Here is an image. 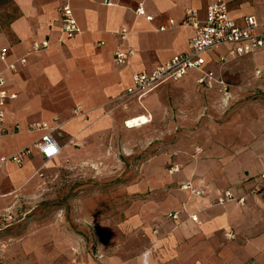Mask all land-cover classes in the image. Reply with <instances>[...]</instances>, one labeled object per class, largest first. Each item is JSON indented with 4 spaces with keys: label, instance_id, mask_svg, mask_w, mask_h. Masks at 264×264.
<instances>
[{
    "label": "crops",
    "instance_id": "obj_1",
    "mask_svg": "<svg viewBox=\"0 0 264 264\" xmlns=\"http://www.w3.org/2000/svg\"><path fill=\"white\" fill-rule=\"evenodd\" d=\"M9 1L16 12L10 17L0 13V51L7 49L6 59L15 61L16 70L8 69L0 59L6 89L14 94L6 98V133L0 137V156L27 146L30 153L21 164L7 161L0 166V211L6 208L8 197L34 186L41 175L54 172L45 167L44 159H55L63 148H69L66 140L86 142L97 132L140 115L147 122L135 128L149 123L155 113L153 104L159 100L162 105V93L170 84L223 94L218 85L207 88L197 83L198 71L190 70L178 80L161 83L141 99L132 98L126 107L115 101L122 97L133 72L150 71L187 49L193 29L183 22L186 10L195 9L203 19L213 0ZM64 3L70 5L80 28L72 37H67L60 25L58 7ZM139 6L143 13L136 12ZM228 13L239 24L247 14L264 22V0H228ZM161 25L165 28L160 29ZM123 26L127 34L121 39ZM34 40H46L48 46L30 51ZM119 45L133 49L120 65L112 59ZM231 46L206 49L203 67L221 76L223 72L228 97L236 93L231 83L238 81L255 82L264 91V47L231 57ZM21 56L26 57L25 63L18 61ZM259 104L250 116L245 113L224 125L218 132V146L203 145L205 151L199 159L177 155L182 193L175 208L162 216V235L157 239L151 236L149 248L126 261L99 256L100 261L88 259L79 264H264V180H260L264 171V101ZM77 107L82 112H76ZM37 122L56 127L52 134L59 151L55 155L45 157L40 152L37 142L45 130L33 128ZM186 182L205 187V194L182 188ZM255 186L258 190L253 193ZM224 190L244 197V202L216 203ZM174 212L178 213L176 219L171 217ZM193 213L196 221L190 218ZM227 231L234 236H226Z\"/></svg>",
    "mask_w": 264,
    "mask_h": 264
},
{
    "label": "rangeland",
    "instance_id": "obj_2",
    "mask_svg": "<svg viewBox=\"0 0 264 264\" xmlns=\"http://www.w3.org/2000/svg\"><path fill=\"white\" fill-rule=\"evenodd\" d=\"M15 12L9 0H0V13ZM231 84L236 93L229 97L170 84L149 123L133 129L123 121L86 142L66 140L69 148L44 159L54 172L8 197L0 211V264H79L99 256L126 261L149 248L182 193L177 155L199 159L203 145L218 146L224 125L250 116L264 101L255 82ZM131 99L115 101L126 107Z\"/></svg>",
    "mask_w": 264,
    "mask_h": 264
},
{
    "label": "built area",
    "instance_id": "obj_3",
    "mask_svg": "<svg viewBox=\"0 0 264 264\" xmlns=\"http://www.w3.org/2000/svg\"><path fill=\"white\" fill-rule=\"evenodd\" d=\"M111 3V0H107ZM60 14V25L67 37H72L80 32V28L72 14V9L68 3H64L58 7ZM137 13H143V9L139 6L136 9ZM150 18V16H146ZM184 23L191 25L193 34L188 41L186 50L171 56L164 63L155 66L152 70H139L131 75L130 84L124 89L122 96L129 98L141 99L145 94L154 90L158 85L167 80H178L186 75L190 70L198 71L199 75L196 82L204 85L207 88H212L218 85L223 92L227 93L228 83L221 77L215 74L212 70H207L203 67L205 59L203 52L206 49L216 47L221 44H231L229 55L231 57H239L253 53L255 50L264 47V22H260L252 14L244 15L242 23L234 21L228 13V0H213L206 8V14L203 19H200L195 9L189 8L186 10V15L183 19ZM172 24V23H170ZM164 29L165 26H159ZM127 34V28L121 27L119 36L124 39ZM103 43L100 41L99 44ZM48 46L46 40L32 41L30 51H40ZM133 53L130 47L122 45L117 46L113 53L112 59L116 64L126 63L129 56ZM7 49L0 51V59L5 63L6 67L11 70H16L15 61H7ZM224 62L225 59L221 58ZM18 61L25 63L26 57L21 56ZM256 72H260L257 70ZM9 94L6 89V77L0 72V137L6 133L4 125L5 120V103ZM82 112L80 107L76 108V112ZM128 119L124 121L126 126ZM147 122V119H146ZM144 121L139 119L137 124H142ZM33 128L44 129L45 131L37 142L40 152L45 157L55 155L59 151V144L55 140L52 132L56 127L47 125L44 122H37L32 125ZM30 153V147H23L10 155L0 156V166L7 162L12 161L21 164L23 160ZM260 180H264V171L260 173ZM182 188L188 189L190 193L202 196L206 190L203 186H195L191 182H186ZM258 186L251 189L255 193ZM229 200H235L238 203L244 202V197H235L230 190H224L216 199V203L222 204ZM172 218H178V213L174 212ZM190 218L194 221L197 220L196 214H191ZM228 237H233L234 233L227 231L225 233Z\"/></svg>",
    "mask_w": 264,
    "mask_h": 264
},
{
    "label": "bare ground",
    "instance_id": "obj_4",
    "mask_svg": "<svg viewBox=\"0 0 264 264\" xmlns=\"http://www.w3.org/2000/svg\"><path fill=\"white\" fill-rule=\"evenodd\" d=\"M139 119H141L142 121H144V123L146 122V117L144 115H140L138 117H134V118H130L128 119L127 123H128V127H134L137 124V121H139ZM126 125V124H125ZM140 125V124H139Z\"/></svg>",
    "mask_w": 264,
    "mask_h": 264
}]
</instances>
